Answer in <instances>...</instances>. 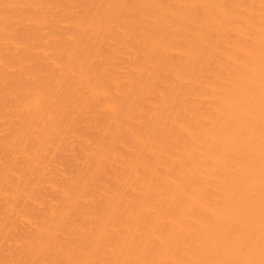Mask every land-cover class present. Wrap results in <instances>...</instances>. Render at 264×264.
Returning <instances> with one entry per match:
<instances>
[{"label":"bare ground","instance_id":"1","mask_svg":"<svg viewBox=\"0 0 264 264\" xmlns=\"http://www.w3.org/2000/svg\"><path fill=\"white\" fill-rule=\"evenodd\" d=\"M0 264H264V0H0Z\"/></svg>","mask_w":264,"mask_h":264}]
</instances>
